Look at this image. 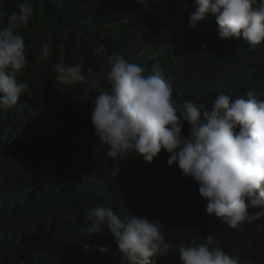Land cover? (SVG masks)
Returning a JSON list of instances; mask_svg holds the SVG:
<instances>
[{
    "label": "clouds",
    "instance_id": "1",
    "mask_svg": "<svg viewBox=\"0 0 264 264\" xmlns=\"http://www.w3.org/2000/svg\"><path fill=\"white\" fill-rule=\"evenodd\" d=\"M194 8L189 18L191 27L214 17L220 39L242 38L254 48L264 44V0H194ZM17 9L7 14L6 26L0 24V128L16 132L22 144L32 135L28 128L52 120L56 123V147L78 144L64 153L55 152L56 147L49 143L13 148V153L36 148V152L52 154L43 164V175L51 185L47 194L39 178L27 182L32 161L15 160L13 156L0 164L7 183L34 214L59 215L90 192L100 196L102 203L119 201L112 209L95 206L92 197V206L84 213L88 223L82 234L95 243L104 264H163L161 258L176 250L166 239L159 219L132 215L108 184L94 186L90 182L89 162L99 140L108 146L106 155L114 164L129 152L151 164L162 150L166 151L168 166L177 165L184 177L198 184L206 213L231 229L264 217V100L255 91L236 99L220 92L210 110L191 100L179 103L159 64H153L151 74H146L144 67L119 54L107 56L110 68L101 74L103 80L89 79L82 65L65 63L60 45L52 48L56 40L43 42L42 52L30 51L17 28L29 22L34 9L29 0H21ZM4 15L0 11V16ZM82 82L98 93L92 111L87 107L83 114L78 111L74 93L61 90ZM70 122L81 127L92 124L98 139L91 133L71 142ZM185 122L190 128L183 135ZM53 162L50 174L46 167ZM77 184L91 188L72 199ZM18 213L26 214L27 208ZM103 236L110 239L109 244L103 243ZM219 243L212 234L203 243H181V264H254L251 259L226 253ZM89 247L85 245V251Z\"/></svg>",
    "mask_w": 264,
    "mask_h": 264
},
{
    "label": "trees",
    "instance_id": "2",
    "mask_svg": "<svg viewBox=\"0 0 264 264\" xmlns=\"http://www.w3.org/2000/svg\"><path fill=\"white\" fill-rule=\"evenodd\" d=\"M20 2L0 0V11L5 13L0 16L1 25L6 26L7 14L18 11ZM29 2L34 9L33 16L26 25L17 28L26 47L30 45V51L39 53L43 42L56 40L52 48L56 50L60 45L65 51V63L82 65L89 79L103 80L101 74L110 68L107 56L119 54L144 67L146 74H151L153 64H159L165 80L173 86V98L179 103L191 100L210 110L218 93L236 99L247 98L248 91H255L264 100V44L254 48L242 38L220 39L214 17L191 27L189 18L195 11L194 0ZM103 86L107 88L106 84ZM61 90L74 93L80 113L87 107L92 111L98 93L88 83L61 87ZM47 123L39 122L28 128L32 135L22 144L16 132L0 128V164L13 156L15 160L32 161L34 165L26 173L27 182L39 178L44 194L51 185L43 175V164L52 154L36 152V148L13 153V148L18 144L22 148L48 143L55 146L56 123L52 120ZM189 128L185 122L182 134L186 135ZM91 133L95 135L92 124L81 127L70 122L71 142ZM77 145L55 146L54 151L64 153ZM107 150L108 146L98 140L89 162V180L94 186L108 184L126 202L132 215L161 221L166 239L176 246L175 251L161 258L163 264H181L178 255L181 243L185 246L203 243L209 234L220 242L219 247L226 253L264 264V217L231 229L206 213V201L199 195L198 184L184 177L177 165L168 166L166 151L162 150L151 164L131 152L124 154L119 164H114L107 157ZM53 168L54 162L46 167L50 174ZM89 188L77 184L72 199ZM92 197L96 200L95 206L102 204L116 209L119 205L117 199L109 201L110 204L102 203L100 196L87 192L59 215L34 214L7 183L0 166V264H104L98 258L95 243L82 234L88 223L84 221V213L92 206ZM26 208V214L18 213ZM102 241L109 244L110 239L103 236ZM85 245L90 246L87 251Z\"/></svg>",
    "mask_w": 264,
    "mask_h": 264
}]
</instances>
